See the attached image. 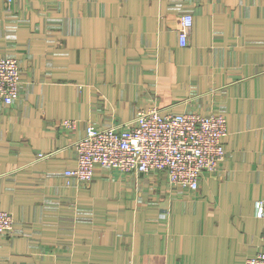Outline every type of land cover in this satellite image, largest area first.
I'll use <instances>...</instances> for the list:
<instances>
[{"label":"crops","instance_id":"crops-1","mask_svg":"<svg viewBox=\"0 0 264 264\" xmlns=\"http://www.w3.org/2000/svg\"><path fill=\"white\" fill-rule=\"evenodd\" d=\"M7 56L20 85L0 103V209L14 220L0 264H244L264 250V0H0ZM150 106L225 117L224 160L196 191L161 174L64 176L88 124Z\"/></svg>","mask_w":264,"mask_h":264},{"label":"built area","instance_id":"built-area-1","mask_svg":"<svg viewBox=\"0 0 264 264\" xmlns=\"http://www.w3.org/2000/svg\"><path fill=\"white\" fill-rule=\"evenodd\" d=\"M191 26L192 17L182 15L178 30L181 47L186 45ZM19 85L18 62L12 57L0 58V103L12 104L19 96ZM69 126L74 130L77 121ZM227 133V121L222 115L162 114L153 106L138 109L133 119L123 124L106 128L88 124L84 135L73 143L75 166L65 170L64 176L77 186H85L96 169L161 174L172 187L196 191L202 173L219 171ZM13 224L11 213L0 210V235H9ZM244 264H264V250Z\"/></svg>","mask_w":264,"mask_h":264},{"label":"rangeland","instance_id":"rangeland-1","mask_svg":"<svg viewBox=\"0 0 264 264\" xmlns=\"http://www.w3.org/2000/svg\"><path fill=\"white\" fill-rule=\"evenodd\" d=\"M7 57H12V56H7ZM12 58H14L16 60L15 57H12ZM73 121H75V120H72V119H70V120L69 119L62 120L61 123L57 126V129H60L62 132H65V133L69 134L71 131H73L72 128L69 126V124L72 123Z\"/></svg>","mask_w":264,"mask_h":264}]
</instances>
